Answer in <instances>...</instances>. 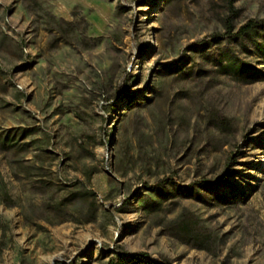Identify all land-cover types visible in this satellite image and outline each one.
<instances>
[{
  "label": "rangeland",
  "instance_id": "1",
  "mask_svg": "<svg viewBox=\"0 0 264 264\" xmlns=\"http://www.w3.org/2000/svg\"><path fill=\"white\" fill-rule=\"evenodd\" d=\"M0 264H264V0H0Z\"/></svg>",
  "mask_w": 264,
  "mask_h": 264
},
{
  "label": "trees",
  "instance_id": "2",
  "mask_svg": "<svg viewBox=\"0 0 264 264\" xmlns=\"http://www.w3.org/2000/svg\"><path fill=\"white\" fill-rule=\"evenodd\" d=\"M256 23H258V22L256 20H254V19L248 20L246 23H244L243 25H241L239 27V29L234 33V35H238L239 36V35H241L243 33H248L250 31H252L255 28ZM228 27H230L229 24H228ZM155 188H156V186H155Z\"/></svg>",
  "mask_w": 264,
  "mask_h": 264
}]
</instances>
